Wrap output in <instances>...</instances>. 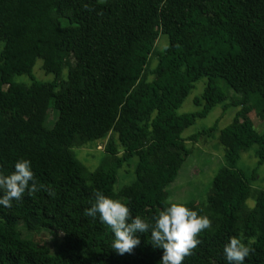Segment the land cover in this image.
Wrapping results in <instances>:
<instances>
[{"label":"trees","instance_id":"16d2710c","mask_svg":"<svg viewBox=\"0 0 264 264\" xmlns=\"http://www.w3.org/2000/svg\"><path fill=\"white\" fill-rule=\"evenodd\" d=\"M159 36L168 40L161 51ZM37 60L50 82L33 77ZM201 78L203 109L178 114ZM223 104L239 108L218 131L223 166L205 201L183 202L212 227L184 264H229L223 249L232 236L254 237L245 264H264V190L250 188L255 172L236 170L239 153L252 148L264 163V130L248 117L264 121V0H0V165L7 175L28 159L37 181L56 193L26 192L11 208L0 205V264H161L150 232L120 255L111 228L84 211L99 191L151 220L191 154L186 143L216 128L182 133ZM90 142L104 143L92 171L74 152ZM133 159V181L114 193L118 171ZM18 224L62 240L54 251L39 248Z\"/></svg>","mask_w":264,"mask_h":264},{"label":"rangeland","instance_id":"374dc122","mask_svg":"<svg viewBox=\"0 0 264 264\" xmlns=\"http://www.w3.org/2000/svg\"><path fill=\"white\" fill-rule=\"evenodd\" d=\"M168 44L165 36H159L155 48L161 51ZM70 61L73 62V59ZM74 63V62H73ZM156 64V58L151 57L147 71L152 69ZM42 62L37 60L33 68V77L40 82H50L53 79L52 75H46L41 70ZM62 76H66V70L63 71ZM17 81L29 82L26 76H21L16 79ZM207 84L206 78L199 79L195 84L189 96L185 99L181 107L178 109V114L197 113L203 109L204 100L202 95ZM231 94V93H230ZM226 104H229L228 102ZM239 108L219 105L212 109L206 117L199 118L195 123L182 133V137L186 138L197 132L215 126L216 131L209 137H200L197 142H187L186 148L191 150V154L186 158L183 163L179 174L171 184L167 191L169 199L173 202H203L211 191V181L217 171L223 166V149L218 143V131L229 125L234 115ZM49 119L54 120V112L49 113ZM248 117L252 121L255 129L258 132L264 130V121L258 117L255 112H249ZM99 145V148L97 147ZM104 143H88L81 147L74 148L77 159L82 162L88 171L95 170L99 166V161L102 159V152ZM253 148L240 152V158L236 165V170L245 173L247 176H252L255 172L254 178L250 182L252 190H264V163L258 166V159L254 155ZM136 160H131L127 166H124L118 171L117 180L114 185V193L125 185L133 181L134 165ZM127 167V168H126ZM246 205L251 208L254 206V201L249 198ZM17 230L21 233V238L33 242L37 247H47L50 251L55 250V243L62 240V235L57 234L56 238L53 237L51 231L46 229L35 230L34 232H27L22 224L17 225Z\"/></svg>","mask_w":264,"mask_h":264},{"label":"clouds","instance_id":"9594fccd","mask_svg":"<svg viewBox=\"0 0 264 264\" xmlns=\"http://www.w3.org/2000/svg\"><path fill=\"white\" fill-rule=\"evenodd\" d=\"M88 8V5H85ZM0 205L11 208L13 201H20L25 193L33 196L43 190L55 196L51 187L40 184L32 170L28 159L18 160L11 174H5L0 165ZM95 202L84 211L85 217L95 220L111 228L114 233L112 249L118 254L132 253L140 245L138 233H149L154 248L163 249L161 264H184L186 257L194 254V250L202 243L200 234L212 227L208 216L200 215L185 203L164 201L165 206L151 220L140 215L133 217L131 208L119 199H113L102 192L94 193ZM255 238L244 242L242 238L232 236L224 246L223 253L229 264H245L246 258L255 252L252 245Z\"/></svg>","mask_w":264,"mask_h":264},{"label":"built area","instance_id":"2783aa9c","mask_svg":"<svg viewBox=\"0 0 264 264\" xmlns=\"http://www.w3.org/2000/svg\"><path fill=\"white\" fill-rule=\"evenodd\" d=\"M99 148H101V147L98 146V149H99Z\"/></svg>","mask_w":264,"mask_h":264}]
</instances>
